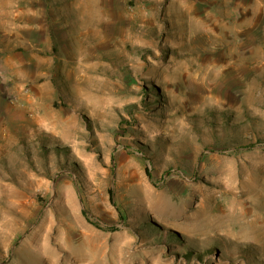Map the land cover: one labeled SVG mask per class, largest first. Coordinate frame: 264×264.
<instances>
[{
  "label": "rangeland",
  "instance_id": "rangeland-1",
  "mask_svg": "<svg viewBox=\"0 0 264 264\" xmlns=\"http://www.w3.org/2000/svg\"><path fill=\"white\" fill-rule=\"evenodd\" d=\"M0 264H264V0H0Z\"/></svg>",
  "mask_w": 264,
  "mask_h": 264
},
{
  "label": "bare ground",
  "instance_id": "bare-ground-1",
  "mask_svg": "<svg viewBox=\"0 0 264 264\" xmlns=\"http://www.w3.org/2000/svg\"><path fill=\"white\" fill-rule=\"evenodd\" d=\"M42 122V121H41ZM43 124H44V122H43ZM163 203V202H162ZM172 207V206H171ZM168 208V207H167Z\"/></svg>",
  "mask_w": 264,
  "mask_h": 264
}]
</instances>
